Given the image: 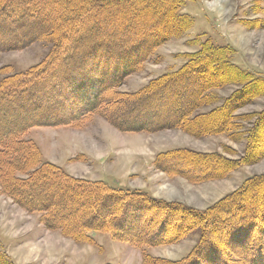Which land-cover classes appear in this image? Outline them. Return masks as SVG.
<instances>
[{"label":"trees","instance_id":"16d2710c","mask_svg":"<svg viewBox=\"0 0 264 264\" xmlns=\"http://www.w3.org/2000/svg\"><path fill=\"white\" fill-rule=\"evenodd\" d=\"M189 1L0 0V32H9L0 53L36 43L47 48L38 64L0 82V195L74 242L102 234L141 250L196 237L184 258L144 255L142 264H264V174L195 211L141 191L75 179L42 162L36 144L25 138L33 128L76 127L96 116L124 133L180 130L243 142L235 160L185 149L156 156L158 170L188 181L224 179L262 161L264 108L236 113L264 97V79L234 65L228 46L206 39L181 56L185 63L177 70L136 93L118 90L158 47L190 30L193 19L183 12ZM231 86L236 89L220 101L212 95ZM174 164L194 166L199 175L176 172Z\"/></svg>","mask_w":264,"mask_h":264},{"label":"rangeland","instance_id":"374dc122","mask_svg":"<svg viewBox=\"0 0 264 264\" xmlns=\"http://www.w3.org/2000/svg\"><path fill=\"white\" fill-rule=\"evenodd\" d=\"M183 12L193 19L190 30L182 38L158 47L139 72L123 81L118 88L121 93H136L152 79L177 70L185 63L181 56L197 51L206 39L215 46L230 47L234 51V65L264 79V0H190ZM131 14L127 12L126 16L131 18ZM8 34L0 32V44L8 41ZM191 41L196 44L191 45ZM46 51L44 45L36 43L22 50L0 53V82L6 75L38 64ZM235 89L227 87L213 91L212 95L220 101ZM263 108L264 97L236 115L256 113ZM25 138L36 144L42 162L75 179L100 182L118 190L141 191L152 199L195 211H203L233 193L246 179L264 174V159L214 181L193 182L166 174L154 164L158 155L185 149L218 153L235 160L244 144L232 143L222 135L194 138L180 130L124 133L96 116L83 119L76 127L33 128ZM173 166L176 172L184 170L186 176L199 175L194 166ZM251 233L253 236L254 232ZM195 242L196 237L190 236L174 245L141 250L102 234L91 235L86 243L74 242L60 232L46 230L38 215L24 212L0 195V264H142L144 255L178 261L191 251Z\"/></svg>","mask_w":264,"mask_h":264}]
</instances>
